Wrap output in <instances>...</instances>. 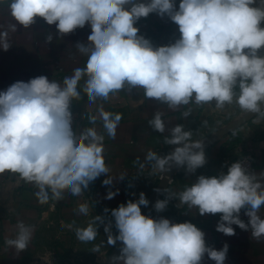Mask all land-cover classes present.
<instances>
[{"label":"clouds","instance_id":"clouds-1","mask_svg":"<svg viewBox=\"0 0 264 264\" xmlns=\"http://www.w3.org/2000/svg\"><path fill=\"white\" fill-rule=\"evenodd\" d=\"M5 2L14 22L0 31L4 51L12 46L9 33L18 26L31 28L37 18L55 25L60 38L85 25L91 28L87 43L76 44L87 57L85 66L75 68L62 84L41 75L0 91V175L10 173L32 184L41 205L52 201L54 209L65 193L81 196L91 182L110 172L104 136L94 127L80 134L73 130L71 105L81 99L82 79L90 103L107 101L121 91L143 90L145 99L172 111L190 104L214 105L215 110L235 104L243 113L264 120V0H179L178 9L176 0H0ZM152 13L167 15L178 26L180 36L174 43L154 47L138 34L135 24ZM45 39L51 43L53 35ZM190 114V108L183 112L185 118ZM163 116L157 110L148 124L158 133L168 131L164 143L176 147L164 156L149 150L146 163L153 175H164L174 165L194 174L207 163L203 141L192 140L193 132L183 124L167 129ZM99 118L107 135L115 139L122 114L101 106ZM96 119L89 117L92 124ZM112 179L108 176L103 184L110 185ZM116 194L110 191L106 198ZM170 199L175 196L157 200L155 210L164 211ZM178 199L201 216L220 214L216 231L226 236L235 235L236 225L250 230L257 241L264 238V219L258 215L264 207V173L251 172L241 161L232 163L226 174L198 176ZM148 204L141 192L135 202L129 200L111 211L118 235L113 236L111 223L106 225L107 243L123 244L114 264H203L205 255L215 264H225L227 244L216 250L191 222L173 223L142 214L141 206ZM242 210L247 223L240 218ZM76 211L88 215L89 205L81 203ZM97 221L102 218L96 216L87 227L75 228L76 238L94 241ZM17 228L16 237L6 244L21 253L34 229L23 222ZM42 259L49 264V257Z\"/></svg>","mask_w":264,"mask_h":264},{"label":"crops","instance_id":"crops-1","mask_svg":"<svg viewBox=\"0 0 264 264\" xmlns=\"http://www.w3.org/2000/svg\"><path fill=\"white\" fill-rule=\"evenodd\" d=\"M178 5L179 0H176L177 9ZM13 22L7 2L0 4V31L7 29ZM135 26L139 29L138 34L150 40L154 47L174 43L180 36L178 26L167 15L161 17L152 13L137 21ZM90 33V26L85 25L84 28L60 38L55 25H48L42 18H37L36 24L31 28L18 26L16 32L9 33L12 44L10 49H0V91H5L17 81L28 82L41 75L62 84L64 78L71 76L75 68L85 66L87 57L78 51L76 44L87 43ZM49 34L53 35L51 43H47L45 39ZM83 84L82 79L79 85L81 99L73 100L71 105L73 130L80 134L84 129L94 127L104 136V158L110 172L102 174L90 185L92 196L87 216L76 211L77 196L65 193L64 199L57 202L53 209L52 201L44 205L38 203L34 195L37 189L32 184L18 181L10 173L0 175V264H47L43 257H49V264H104L113 247L107 243L105 226L111 223L113 236L118 235L111 211L129 201L133 173L137 170L152 172L151 165L145 161L149 150L164 156L172 147L164 143V136L169 135L168 131L161 134L149 126L148 121L153 118L154 113L157 110L164 112L163 119L167 129L183 124L185 130L193 132L192 139L201 141L246 115L235 104L228 105L223 110H215L214 105L190 104L179 111H172L153 99H145L143 90H133L130 93L121 91L107 101L90 103L83 92ZM101 106L105 111L122 114L115 139L110 138L103 128L99 118ZM189 108L191 114L185 118L183 112ZM255 115L252 114L239 127L209 145L204 150L207 163L194 174L187 173L184 167H177L161 200L169 195L175 196V199L169 200L164 211L157 212L154 209L149 214L157 220L167 218L173 223L195 224L205 233L206 244L216 250L227 244L225 264H264V238L257 241L251 237L250 230H242L236 225H233V236L216 231L220 214L201 216L196 208L181 204L178 194L191 186L200 175L212 177L221 172L226 174L235 159L246 154H251L255 159L256 174L264 173V120L258 121ZM90 116L97 117L95 124L90 123ZM204 121L207 123L204 124ZM137 159L145 164L144 168L136 162ZM108 176L113 178L112 183L104 185L103 181ZM121 176L124 178L121 179ZM110 191L117 194L114 198L107 199ZM258 215L264 219V207H261ZM96 216L102 218V222H96V239L88 243L79 241L75 228L87 227ZM240 218L245 223L249 219L243 210ZM18 222L33 226L34 229L27 250L21 253L6 244V240L16 237ZM68 225L72 227L69 228ZM97 246L100 248L99 252L94 251ZM203 264L215 262L205 255Z\"/></svg>","mask_w":264,"mask_h":264},{"label":"water","instance_id":"water-1","mask_svg":"<svg viewBox=\"0 0 264 264\" xmlns=\"http://www.w3.org/2000/svg\"><path fill=\"white\" fill-rule=\"evenodd\" d=\"M252 114L254 113H248L242 118L238 119L236 122L216 131L214 134L208 137L205 141H203V149L205 150L209 145H211L214 141H216L219 137H221L225 133L230 132L236 129L237 127H239ZM176 168L177 166L174 165L169 172L165 173L164 175L162 174L161 178L158 180L156 185L152 188V190L149 192V194L146 197L149 201L148 206L147 207L141 206L142 214L149 215L155 209L154 208L155 202L157 200H161L163 196L165 195L169 187L170 180L173 177V173ZM122 247H123L122 242L117 241V243L111 248L109 254L107 255V259L104 264H114V258L120 255Z\"/></svg>","mask_w":264,"mask_h":264},{"label":"built area","instance_id":"built-area-1","mask_svg":"<svg viewBox=\"0 0 264 264\" xmlns=\"http://www.w3.org/2000/svg\"><path fill=\"white\" fill-rule=\"evenodd\" d=\"M237 161L243 162L245 167H247L251 172L256 173L255 159L251 154H246L241 158H236L234 162ZM161 176L162 174L160 173H156L155 175H153L152 172H145L142 170L135 171V173H133L131 177V189H129L130 198H132L134 201L138 200L141 192H143L147 197V195L156 185ZM172 180L173 177L171 178L170 182ZM91 184L92 182L89 184L88 188L83 190L81 196L76 197V208H78V205L81 203L89 204L92 196V189L90 186Z\"/></svg>","mask_w":264,"mask_h":264},{"label":"rangeland","instance_id":"rangeland-1","mask_svg":"<svg viewBox=\"0 0 264 264\" xmlns=\"http://www.w3.org/2000/svg\"><path fill=\"white\" fill-rule=\"evenodd\" d=\"M192 140H196V138L195 139H192ZM175 147H176L175 145H172V147L167 151V154H169L170 152H172Z\"/></svg>","mask_w":264,"mask_h":264},{"label":"trees","instance_id":"trees-1","mask_svg":"<svg viewBox=\"0 0 264 264\" xmlns=\"http://www.w3.org/2000/svg\"><path fill=\"white\" fill-rule=\"evenodd\" d=\"M131 199V198H130ZM130 199H128V200H130ZM132 200V199H131ZM133 201V200H132ZM134 202V201H133Z\"/></svg>","mask_w":264,"mask_h":264}]
</instances>
